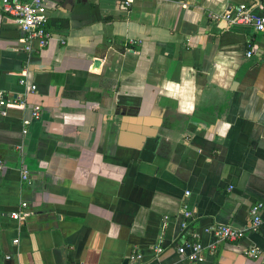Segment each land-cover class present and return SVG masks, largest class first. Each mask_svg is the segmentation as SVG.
<instances>
[{
    "label": "crops",
    "instance_id": "obj_1",
    "mask_svg": "<svg viewBox=\"0 0 264 264\" xmlns=\"http://www.w3.org/2000/svg\"><path fill=\"white\" fill-rule=\"evenodd\" d=\"M243 2L45 0L56 26L30 51L0 12L20 106L0 117V264H259L243 251L264 254V226L213 250L207 232L246 228L254 203L264 224V35L207 18Z\"/></svg>",
    "mask_w": 264,
    "mask_h": 264
},
{
    "label": "built area",
    "instance_id": "obj_2",
    "mask_svg": "<svg viewBox=\"0 0 264 264\" xmlns=\"http://www.w3.org/2000/svg\"><path fill=\"white\" fill-rule=\"evenodd\" d=\"M130 2L131 0H123V5L129 6ZM0 12L19 27L22 32L19 41L24 45V50L30 51L32 44L35 45V50L43 49L52 38V33L48 28L49 19L46 13L45 0H0ZM207 18L212 23L222 22L227 27H246L256 34L264 35V0H244L243 3L229 6L221 13H208ZM255 51L252 47H249L244 57L250 58L256 53ZM258 56L264 61V52H259ZM19 85L26 87L29 92H33L35 89L34 86L27 85L23 79L19 81ZM19 107V104H16L13 98H8L4 95V92L0 91V117H5L8 109ZM39 114L40 108L33 106L30 111V117L37 118ZM1 167L0 162V170ZM26 179V174H21V180L26 181ZM25 207L26 204L20 203L18 210L12 212L10 218L14 221L23 220L26 214L22 212V209ZM261 208L262 205L260 203H254L250 206L248 210L249 225L244 229H236L228 225L209 227L207 232L213 239V244L209 246V249L213 250L215 244L218 242H237L246 233L255 232L257 229L263 227L264 224L260 217ZM182 216L183 222L181 223V228L184 229L186 228V221L191 217L185 206L182 208ZM12 243L15 244L16 240H13ZM185 250H188V253H185ZM201 250L202 247L197 242H184L176 248V252L183 255L189 262L200 260ZM154 252L159 254L161 249L156 246ZM243 255L251 259L260 257L259 264H264V254L262 255L256 247L245 249ZM129 260L131 262H138L140 256L136 253L132 254Z\"/></svg>",
    "mask_w": 264,
    "mask_h": 264
},
{
    "label": "trees",
    "instance_id": "obj_3",
    "mask_svg": "<svg viewBox=\"0 0 264 264\" xmlns=\"http://www.w3.org/2000/svg\"><path fill=\"white\" fill-rule=\"evenodd\" d=\"M54 21V20H53ZM52 20L51 21H49L48 22V27H49V25H51L52 26V23H53V26H54V24H55V22H53ZM57 21H59V20H57ZM60 22V21H59ZM63 22H65V21H63ZM51 23V24H50ZM55 26H56V24H55ZM57 27H59V26H57Z\"/></svg>",
    "mask_w": 264,
    "mask_h": 264
}]
</instances>
